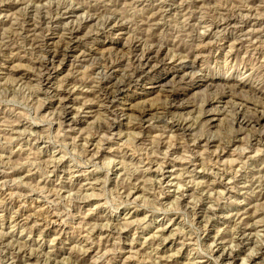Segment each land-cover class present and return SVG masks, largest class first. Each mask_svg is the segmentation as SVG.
<instances>
[{
    "label": "rangeland",
    "instance_id": "374dc122",
    "mask_svg": "<svg viewBox=\"0 0 264 264\" xmlns=\"http://www.w3.org/2000/svg\"><path fill=\"white\" fill-rule=\"evenodd\" d=\"M242 109L264 110V0H0V264H264V121L241 133Z\"/></svg>",
    "mask_w": 264,
    "mask_h": 264
},
{
    "label": "bare ground",
    "instance_id": "6f19581e",
    "mask_svg": "<svg viewBox=\"0 0 264 264\" xmlns=\"http://www.w3.org/2000/svg\"><path fill=\"white\" fill-rule=\"evenodd\" d=\"M72 29H74V28H72ZM77 29L71 30L72 39H70L68 41H66V40L62 41V44L60 46H56V47L47 46L46 48L43 49V52L49 58H51L53 61L58 60V59H60L62 57H66V55L69 53V51L72 48L71 46H72V42H73L74 38L77 37L76 36V34L78 33ZM40 48H42V47H40ZM153 53L154 52H152V51H150V52L148 51V53L144 57V58H146V61H149L152 58V55H154ZM157 54H158V52H157ZM146 61L144 63H146ZM47 64H42L41 65L42 68H44L45 72L46 71H50V69H49L50 67ZM146 73L147 72L144 71V69L139 71V68H137V71L134 74L135 77H134L133 74L129 73L131 75V77L125 78V76H124V77H122V78H125V80H123V81L119 80V79H118L119 81H117V80L116 81L115 80L114 81H108L107 80V82L101 86V98H103L104 100H107L110 104H112L114 99L116 98L117 94H119L122 91H124V89H126L128 87H131V85L133 83H135V81H134L135 79L136 80L137 79L138 80L141 79ZM127 75H128V73H127ZM132 75H133V77H132ZM231 88H230L229 92L226 91V92H228V94L229 93L231 94V92L233 91ZM70 93H72V92H70ZM70 93L67 92V91H62V92H58V96H60L61 99H62V100L61 99L60 100L63 101V100H65L67 98V96ZM188 107H190L188 105V103L181 100V97H180V95L178 94L177 91L172 90V89L168 90V99H167V101L165 103L166 111L167 110H174V109L186 110V109H188ZM239 109H241V108H239ZM163 110H164V107H163ZM254 111L255 112L252 113V114L249 113L247 111V109H242V111L240 113L237 112V113H239V114H237L239 116L237 124L239 126V129H240L241 133H245L248 129H252V130L255 129L256 125H259L262 121H264V110H262V111L254 110ZM227 112H226V114H227ZM223 114H225V109H223V110H212L211 109V110H207V111H202L201 116L199 118H201V122H203L202 126L205 125L206 123H209L211 125V124L216 123V122L219 121V119L217 117H214V116H220V115H223ZM64 115H65V113H64ZM149 115H150L149 110L148 109H143V110H141L139 112L138 119L142 123L143 121L146 120V118H148ZM212 115H214L213 118H210ZM67 116H68V114H67ZM175 124H174L175 128H178V131H182L184 136L188 137V136L193 135V133L191 134L192 126L188 125L187 120L184 119L183 121H181V120L180 121H176ZM254 135H255V140L264 141V131L257 132ZM203 136L199 135L198 138H199L200 141H206L208 144L212 142L211 138H210L211 134H210V136H208V138L205 137V136L203 137ZM238 215H239L238 219H240L239 221H242L241 217L243 215L242 216H240V214H238ZM244 215L247 216V215H249V213H246Z\"/></svg>",
    "mask_w": 264,
    "mask_h": 264
}]
</instances>
